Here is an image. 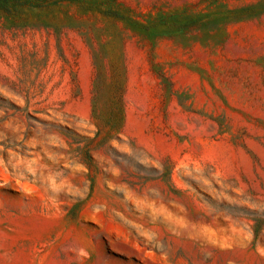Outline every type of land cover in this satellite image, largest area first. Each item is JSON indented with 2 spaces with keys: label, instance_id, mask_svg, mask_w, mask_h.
Here are the masks:
<instances>
[{
  "label": "rangeland",
  "instance_id": "obj_1",
  "mask_svg": "<svg viewBox=\"0 0 264 264\" xmlns=\"http://www.w3.org/2000/svg\"><path fill=\"white\" fill-rule=\"evenodd\" d=\"M0 264H264V0H0Z\"/></svg>",
  "mask_w": 264,
  "mask_h": 264
}]
</instances>
